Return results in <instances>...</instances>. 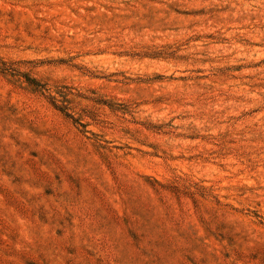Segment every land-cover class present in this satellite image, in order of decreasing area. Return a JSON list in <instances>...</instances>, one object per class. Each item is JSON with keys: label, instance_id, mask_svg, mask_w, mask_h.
<instances>
[{"label": "rangeland", "instance_id": "obj_1", "mask_svg": "<svg viewBox=\"0 0 264 264\" xmlns=\"http://www.w3.org/2000/svg\"><path fill=\"white\" fill-rule=\"evenodd\" d=\"M0 264H264V0H0Z\"/></svg>", "mask_w": 264, "mask_h": 264}]
</instances>
